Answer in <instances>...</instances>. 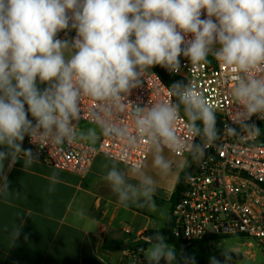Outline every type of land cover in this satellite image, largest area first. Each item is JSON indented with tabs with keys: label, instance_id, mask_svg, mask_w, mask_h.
<instances>
[{
	"label": "clouds",
	"instance_id": "1",
	"mask_svg": "<svg viewBox=\"0 0 264 264\" xmlns=\"http://www.w3.org/2000/svg\"><path fill=\"white\" fill-rule=\"evenodd\" d=\"M201 10H206L207 18L201 19ZM69 26L76 30L71 45L56 38ZM189 34L192 38L186 39ZM181 54L192 66L212 55L229 69V97L240 106L231 120L239 127L226 124L224 132L259 135L260 128L249 121L253 116L264 120V75L252 74L264 65V0H0V146L5 148L0 151V191H9L6 160L10 171L20 160L24 170L39 159V152L23 148L25 136L39 146L94 145L100 135L129 146L146 140L161 176L173 172V162L163 155L165 147L191 153L198 164L203 161L220 133L216 108L193 80L171 85L170 95L177 102L150 106L130 102L134 131L113 118L114 109L127 101L147 69L160 65L178 73ZM37 80L49 86L40 90ZM84 98L96 102L89 117L99 134L94 128L77 130ZM181 107L187 138L177 129ZM196 137L199 143L194 142ZM104 168V179L122 207L156 210L158 185L153 176L137 168L123 171L115 163ZM49 182L48 190L54 191L61 182L59 174L54 171ZM22 226L23 222L11 230L13 240L21 235ZM147 240L152 247L146 264L162 260L178 264L175 247L160 231ZM220 255L223 262L211 256L209 264H229L233 253L223 249ZM182 260L196 264L194 256Z\"/></svg>",
	"mask_w": 264,
	"mask_h": 264
},
{
	"label": "built area",
	"instance_id": "2",
	"mask_svg": "<svg viewBox=\"0 0 264 264\" xmlns=\"http://www.w3.org/2000/svg\"><path fill=\"white\" fill-rule=\"evenodd\" d=\"M201 12V19L207 18L206 10ZM75 37L76 30L69 26L68 29L58 32L56 38L71 45ZM191 38V34L186 37ZM215 47L218 48L219 45ZM69 54L66 53V56ZM179 60L181 68L178 73L166 70L183 78L184 84H188L190 80L195 81L216 108V117L220 118L222 126L220 138L208 149L197 172L184 180L183 195L171 211L172 232L186 242L210 237L244 236L254 240L264 251V120L253 116L249 121L260 128L259 135H228L224 132L226 124L239 127L231 119L235 118L240 107L234 98L229 97V89L232 87L229 69L218 64L212 55L207 62L196 66H192L190 59L182 54ZM252 74L264 75V65H258ZM48 86L47 83L45 88ZM159 101L174 102L170 95V86L151 67L141 77V84L131 90L127 101H122L121 106L114 109L113 118L118 122L122 121L130 131H134L131 103L150 106L151 103ZM95 105V101L84 98V115L78 124L86 121L97 125L89 117V110ZM180 116L181 119L177 122L178 133L187 138V118L181 112ZM29 119L35 123L31 114ZM197 141L198 137L194 142ZM22 146L25 149L31 148L34 153L39 152L38 160L45 164L80 176L90 172L94 158L98 155H105L131 168L140 169L152 150L146 140L129 146L119 139L102 135L94 145L78 142L59 146L50 143L39 146L25 136ZM164 149L179 158H187L191 154L174 153L167 147ZM142 239L148 241L147 236L142 235ZM142 252V246L125 249L130 264L139 260Z\"/></svg>",
	"mask_w": 264,
	"mask_h": 264
},
{
	"label": "crops",
	"instance_id": "3",
	"mask_svg": "<svg viewBox=\"0 0 264 264\" xmlns=\"http://www.w3.org/2000/svg\"><path fill=\"white\" fill-rule=\"evenodd\" d=\"M3 150L4 146H0ZM163 155L173 162L170 175L161 176L153 167L152 150L140 168L157 181L155 211L135 205L124 208L118 203L104 179V165L115 163L123 171L131 167L105 155L96 156L90 172L84 176L53 168L40 160L24 170L20 160L9 171L6 160L9 191H0V264H130L125 249L106 246L111 243L127 248L142 246L141 258L133 264H146L145 255L152 244L143 240L142 235L150 236L154 231L165 235L177 201L172 202L174 193L180 183L184 185V173L190 175L193 160L192 154L179 158L166 149ZM54 171L61 182L50 192L49 176ZM183 192L184 189L181 197ZM21 222V235L13 240L11 230L21 226ZM244 238L248 242L246 249L239 250L242 257L230 261L246 258L254 264H264V251L254 240Z\"/></svg>",
	"mask_w": 264,
	"mask_h": 264
},
{
	"label": "trees",
	"instance_id": "4",
	"mask_svg": "<svg viewBox=\"0 0 264 264\" xmlns=\"http://www.w3.org/2000/svg\"><path fill=\"white\" fill-rule=\"evenodd\" d=\"M152 69L160 75L162 80L171 87V85L176 82V81H183V78L169 72L166 70V68L160 66V65H154L152 66ZM44 84H41L39 80H37V87L41 90L43 88ZM173 101L177 102L176 98L173 97ZM181 113L184 115L182 107H181ZM221 120L220 118L217 117V129L219 130V133L221 131ZM200 142V138L198 137L197 143ZM189 176V173H184L183 179ZM184 189V185L180 183L178 185V188L176 192L174 193L173 197V203L178 200L181 197V193ZM173 222L172 218L170 216V220L167 223L166 229H165V238L166 241L175 247L176 250L179 251V257L177 258L178 264H184V261L182 260V256H194L195 261L198 262L199 264H209V258L211 256H215L212 252V246L211 242L214 241L215 239L217 240L219 237H210V238H205L200 241H194V242H186L182 240L179 237L174 236L173 232ZM188 243H190L189 246H186ZM108 247H111L112 249H126L127 246H124L119 243H111L106 245ZM240 255L238 253H233L232 259H237L239 258ZM223 262V257L221 256L219 258Z\"/></svg>",
	"mask_w": 264,
	"mask_h": 264
},
{
	"label": "rangeland",
	"instance_id": "5",
	"mask_svg": "<svg viewBox=\"0 0 264 264\" xmlns=\"http://www.w3.org/2000/svg\"><path fill=\"white\" fill-rule=\"evenodd\" d=\"M25 109L27 110L26 106ZM28 118H29V114H28ZM89 128L96 129L99 134L100 130L98 126L95 124L86 121H81L77 126L78 131H86ZM247 242L248 241L246 238H244V236H228L224 238L219 237L216 242L211 243V246L215 256L218 258L221 257L220 253L223 251V249H229L232 253H238L240 257H242V253L239 250L246 249ZM176 253L178 256L179 251L176 250ZM229 264H254V262L252 259L243 258V260L230 261Z\"/></svg>",
	"mask_w": 264,
	"mask_h": 264
},
{
	"label": "water",
	"instance_id": "6",
	"mask_svg": "<svg viewBox=\"0 0 264 264\" xmlns=\"http://www.w3.org/2000/svg\"><path fill=\"white\" fill-rule=\"evenodd\" d=\"M202 162H203V161H201V162L198 164V163L195 162V160H194V158H193L192 162H191L190 165H189V168L191 169L190 175H194V174L197 172V170H198V168L201 166ZM161 233L163 234V232H161ZM189 245H190V243H188L186 246H189ZM218 259H219V258H218ZM196 264H199V263L196 262Z\"/></svg>",
	"mask_w": 264,
	"mask_h": 264
}]
</instances>
